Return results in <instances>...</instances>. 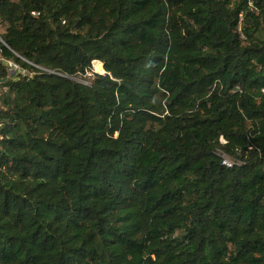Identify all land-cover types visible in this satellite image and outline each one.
<instances>
[{
    "label": "trees",
    "instance_id": "16d2710c",
    "mask_svg": "<svg viewBox=\"0 0 264 264\" xmlns=\"http://www.w3.org/2000/svg\"><path fill=\"white\" fill-rule=\"evenodd\" d=\"M0 264H264V0H0Z\"/></svg>",
    "mask_w": 264,
    "mask_h": 264
},
{
    "label": "built area",
    "instance_id": "2783aa9c",
    "mask_svg": "<svg viewBox=\"0 0 264 264\" xmlns=\"http://www.w3.org/2000/svg\"><path fill=\"white\" fill-rule=\"evenodd\" d=\"M8 66H9V69L12 73L14 72H19L21 69H20V66L17 65L16 63H13V62H8L7 63ZM224 165L228 166V167H231L233 165L232 161L226 157H224V162H223Z\"/></svg>",
    "mask_w": 264,
    "mask_h": 264
},
{
    "label": "rangeland",
    "instance_id": "374dc122",
    "mask_svg": "<svg viewBox=\"0 0 264 264\" xmlns=\"http://www.w3.org/2000/svg\"><path fill=\"white\" fill-rule=\"evenodd\" d=\"M2 30V29H1ZM102 69H103V65H102ZM92 73H100V74H104V69H103V72H101V71H96V69H95V67L93 66V72ZM90 75H88V77H89Z\"/></svg>",
    "mask_w": 264,
    "mask_h": 264
}]
</instances>
